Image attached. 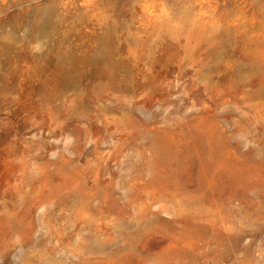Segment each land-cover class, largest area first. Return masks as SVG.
Here are the masks:
<instances>
[{
  "label": "rangeland",
  "instance_id": "1",
  "mask_svg": "<svg viewBox=\"0 0 264 264\" xmlns=\"http://www.w3.org/2000/svg\"><path fill=\"white\" fill-rule=\"evenodd\" d=\"M0 264H264V0H0Z\"/></svg>",
  "mask_w": 264,
  "mask_h": 264
},
{
  "label": "bare ground",
  "instance_id": "2",
  "mask_svg": "<svg viewBox=\"0 0 264 264\" xmlns=\"http://www.w3.org/2000/svg\"><path fill=\"white\" fill-rule=\"evenodd\" d=\"M12 19V18H11ZM41 25V24H40ZM6 39V38H5ZM23 39V38H22Z\"/></svg>",
  "mask_w": 264,
  "mask_h": 264
}]
</instances>
